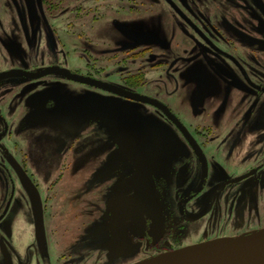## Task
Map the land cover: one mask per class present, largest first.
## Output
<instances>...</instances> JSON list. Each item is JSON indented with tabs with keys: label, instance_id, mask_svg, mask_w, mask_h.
I'll use <instances>...</instances> for the list:
<instances>
[{
	"label": "flooded vegetation",
	"instance_id": "flooded-vegetation-1",
	"mask_svg": "<svg viewBox=\"0 0 264 264\" xmlns=\"http://www.w3.org/2000/svg\"><path fill=\"white\" fill-rule=\"evenodd\" d=\"M41 1L0 5V264H137L263 229L264 0H72L94 19L119 11L101 34L115 52L99 65L89 36L84 67L54 24L63 0ZM78 93L165 127L174 158L141 142L137 166L107 116L63 117ZM72 205L86 219L63 224Z\"/></svg>",
	"mask_w": 264,
	"mask_h": 264
},
{
	"label": "rangeland",
	"instance_id": "rangeland-1",
	"mask_svg": "<svg viewBox=\"0 0 264 264\" xmlns=\"http://www.w3.org/2000/svg\"><path fill=\"white\" fill-rule=\"evenodd\" d=\"M6 0H0V5H6ZM33 1L29 2L28 0H15L14 7H28V8H40L42 7V1L41 0H30ZM53 2L56 0H52ZM114 0H112L113 2ZM72 0H63L62 7L64 8L61 13V20L54 21L55 26L58 25L60 27V33L62 37L63 47L65 49V52L67 53L68 62L69 64H77L80 67L85 66V49H87L88 46L86 44L89 41V36L95 39L96 41H91L95 45L94 53L95 57L100 59V62H98L99 65L107 64L106 59L109 53H106V50H112L115 52V43L112 44H106V37H103L104 34H107L109 36H113L115 33L114 30H112L109 27V20L112 17L114 12H119L117 8L114 7V9L109 10L108 12H105L104 14L98 16V19H94V11L93 9H90V3L85 4L83 9L84 11H78L73 10L75 7L73 3H71ZM55 7V6H53ZM113 8V7H112ZM52 13L55 12V9H52ZM117 10V11H116ZM59 9L56 10L58 12ZM6 13V11H4ZM12 15L18 20L19 17H24L25 15L22 13H17L15 10L14 12H11ZM98 15V14H97ZM96 15V16H97ZM28 17H32L33 19H38V14L28 13ZM58 17V14L55 15ZM53 32V31H52ZM104 33V34H103ZM103 34V35H101ZM48 37V36H47ZM85 53V54H84ZM82 56L84 58H82ZM81 57V58H79ZM103 64V65H104ZM62 107H63V117L67 114L68 111L72 110L74 105L78 106V113L77 119L90 122L92 117L95 119L100 120H106V116L108 117V121L106 120V123L109 128V134L112 135L113 132L118 131L117 133L122 134L123 132L127 130H137L140 134H142L143 144L147 147H153L155 152L158 154L157 157L153 158L155 161L158 162H169L174 158L173 152L169 151L168 146L170 145L169 142H171L170 147H179V143L177 141V138L174 137V135L168 131L165 127L161 125H154L152 129L157 134L156 138H153L151 136V130L148 127L141 124L139 121V118L134 115V110H125V109H118L115 107L111 108H105L103 106V97L100 96H94V97H88L86 94L78 93L75 96L66 98L63 100ZM71 113V112H70ZM59 114L53 115V118H57ZM158 130L159 132H156L155 130ZM95 137H99L95 135ZM152 137V138H151ZM100 138V137H99ZM170 140V141H169ZM175 148V149H176ZM80 154H79V160H80ZM114 159H120L119 157H114ZM86 167V165H85ZM80 209L79 205H72L67 206V217L68 221H64L63 224L70 225L75 220L78 221L80 224L83 219H86V216H81V214H76V210ZM101 211V209L99 208ZM98 211V210H97ZM101 214V213H100ZM95 217V215H94ZM92 215L89 214L90 221L92 223H88L90 226L89 231L99 232L98 234H102L104 232L103 229L104 223L101 222L104 221V219H100L97 221V218H94ZM94 218V220H93ZM100 218V217H99ZM76 230V229H75ZM80 233V232H79ZM76 236H81V234H76ZM101 236V235H100ZM64 242L67 240L62 239ZM55 250V249H54Z\"/></svg>",
	"mask_w": 264,
	"mask_h": 264
},
{
	"label": "water",
	"instance_id": "water-1",
	"mask_svg": "<svg viewBox=\"0 0 264 264\" xmlns=\"http://www.w3.org/2000/svg\"><path fill=\"white\" fill-rule=\"evenodd\" d=\"M64 75L86 82L82 76L64 70ZM120 138L128 158L137 166H145V158L138 156L137 144L143 143L137 130H127ZM131 152H135L131 154ZM141 163V164H140ZM137 264H264V228L249 236L215 239L191 245L175 252L162 253Z\"/></svg>",
	"mask_w": 264,
	"mask_h": 264
}]
</instances>
